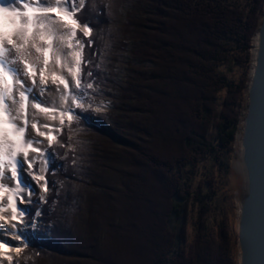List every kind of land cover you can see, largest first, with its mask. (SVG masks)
<instances>
[{
	"label": "trees",
	"instance_id": "obj_1",
	"mask_svg": "<svg viewBox=\"0 0 264 264\" xmlns=\"http://www.w3.org/2000/svg\"><path fill=\"white\" fill-rule=\"evenodd\" d=\"M121 1V35L108 47L106 0L92 10L87 0L78 13L93 29L77 32L94 41L84 50L93 73L85 80L95 86L87 97L110 106L76 109L94 121L74 120L60 136L65 146L49 149L48 197L26 217L41 211L48 237L32 238L15 264H237L222 227L199 223L186 241L180 222L190 204L202 207L215 191L192 189L184 170L231 148L247 77L229 79L223 67L249 62L264 0Z\"/></svg>",
	"mask_w": 264,
	"mask_h": 264
},
{
	"label": "snow or ice",
	"instance_id": "obj_2",
	"mask_svg": "<svg viewBox=\"0 0 264 264\" xmlns=\"http://www.w3.org/2000/svg\"><path fill=\"white\" fill-rule=\"evenodd\" d=\"M86 2L0 0V221L9 225H0V257L9 264L12 256L8 253L19 254L23 248L6 237L23 238L27 245L26 230L37 229V218L42 215L38 210L36 218L25 219L30 216L28 209L17 205V201L30 203L28 198L35 194L24 165L42 190L40 200H46L51 184L46 174L56 166L55 153L49 149L65 146L60 136L74 120L87 124L91 119L76 111L84 109L87 89L93 88L85 80V75H93L85 73L91 53L86 59L84 50L94 41L83 39L91 37L93 29L78 16ZM78 31L83 37L77 36ZM49 84L56 86L55 94ZM41 116L58 124L44 123ZM45 141L47 147H39ZM38 161L42 164L39 173L32 171ZM9 211V216L3 215Z\"/></svg>",
	"mask_w": 264,
	"mask_h": 264
},
{
	"label": "rangeland",
	"instance_id": "obj_3",
	"mask_svg": "<svg viewBox=\"0 0 264 264\" xmlns=\"http://www.w3.org/2000/svg\"><path fill=\"white\" fill-rule=\"evenodd\" d=\"M95 1L96 0H92L93 5L91 6L90 10L94 9L99 3ZM126 1H127L126 4H128L129 6H132L135 2V0L134 1L126 0ZM122 5L124 4H122L121 0L119 1L118 0H106L105 2V12H104L105 17H104L103 23L107 22L112 27L108 28L107 26H105V24L103 26L104 28L109 30L108 33L102 36V42H104L103 43L104 47L111 46L113 45V42L116 43L119 40V37L121 35L120 34L121 27L117 23V18L120 16V11H121L120 9ZM263 12H264V7H263V10L260 12L261 17H262ZM105 36L106 38L105 40H103ZM78 37H81V36L79 35ZM254 38L255 36L252 38V41H251V49H250L251 57L249 58V62L241 63L236 66L234 65L232 70L230 71H228L226 67H223L224 72L226 73L229 79H234L235 81H239L240 77H243V75L247 77V81L245 84L246 87H245V90H243L241 106H240V116L241 117H240L239 129L235 135V138H234V141L232 142L230 150H219L218 151L219 156L214 153L208 154L201 162H199V164L194 169L191 170L190 167H188V168H185L184 170L185 175H189V180L191 182L192 189L196 190L200 184L203 188V192L208 191L211 188L215 191V194H213L212 197H209V196L206 197L202 207H201L200 202L198 201L194 203L193 205L190 204L188 212L186 213L185 217L180 222L181 224L185 226L186 241H189L193 238L195 228L197 227V225H199V223L203 231L205 230L206 232L217 231L222 227L225 233L228 235V237L231 240V243L233 245L234 257H235L237 264H239V246L237 243L239 202L244 192V181H243V176H242V173L240 171V166H239L238 151H240V138H238V135L241 136V122H242V118H243L244 111H245V105L247 102L246 89H247V85L250 80V72H251L252 62H253L252 53L255 48ZM107 43L109 44L106 46ZM125 54L128 55V53H125ZM132 56H136L137 58V54L133 55V53H129L128 55L129 58L127 56L119 57L117 67L120 72L121 71L123 72L124 67H125L124 59L128 58L129 60L132 58ZM131 62L132 63L135 62V57L132 58ZM148 65L149 67L152 68L150 63H148ZM88 83H91V82H88ZM94 87L95 86H93V88ZM224 95H225V90L220 91V98L218 99V103L221 104L222 98ZM88 106L92 107L94 111L104 113L106 112L107 108L110 106V103L108 100H105L104 98H94V97L86 96L84 108H87ZM94 117L95 115H91L90 121H94ZM48 123L58 124V121H49ZM124 124L128 125V121H125ZM37 139H42V138L37 137ZM39 147L46 148L47 141L39 145ZM30 155H35V154H30ZM41 167H42V164L38 161L37 166H34L32 171L39 173ZM24 168L26 170L24 173L25 177L35 187V194L28 198L31 201L30 203L26 202L24 204H20L19 201H17V205L19 208H26L28 209V211H31L32 208L30 209V206H31L30 204L31 203L35 204L36 199L40 201V207H42V205L46 202V200L44 201L40 200V196L43 194L42 190L39 184L35 181H32L31 176L28 175L27 164L24 165ZM47 197H48V194H47ZM26 217L25 219H27ZM40 217H42V215ZM40 217L37 218L38 219L37 229L33 230L32 228H28L26 230V234L29 240L28 244L30 243L31 239L34 237H37V238H47L48 237L47 226L42 223V220ZM34 218H36V216H34ZM6 238L11 240L12 245H20L23 249H25L28 246V244L27 245L23 244L22 242L23 238L21 240L13 239L11 236L10 237L7 236ZM8 254L12 256L11 264H15L19 258L20 253L16 254L15 252H9ZM0 264H9V261L0 257Z\"/></svg>",
	"mask_w": 264,
	"mask_h": 264
},
{
	"label": "water",
	"instance_id": "obj_4",
	"mask_svg": "<svg viewBox=\"0 0 264 264\" xmlns=\"http://www.w3.org/2000/svg\"><path fill=\"white\" fill-rule=\"evenodd\" d=\"M246 105L241 122L239 165L244 192L239 202V264H264V12L255 38Z\"/></svg>",
	"mask_w": 264,
	"mask_h": 264
},
{
	"label": "bare ground",
	"instance_id": "obj_5",
	"mask_svg": "<svg viewBox=\"0 0 264 264\" xmlns=\"http://www.w3.org/2000/svg\"><path fill=\"white\" fill-rule=\"evenodd\" d=\"M254 41H255V48H254V51H253V53H252V55H254L255 54V51H256V39H254ZM31 82L29 81V84H30ZM49 87L52 89V91H53V94H55V85H51V84H49ZM51 98H52V96H48V99H50L51 100ZM34 111V110H33ZM40 119L44 122V123H48L49 122V120H46V119H44L42 116L40 117ZM33 135H35V133L33 132ZM238 138H240V136L238 135ZM238 154H240V151H238ZM240 166V165H239ZM11 186H14V182L12 183V185ZM4 203L6 204L7 203V201H6V199H5V201H4ZM3 215H5V216H9L10 215V211L9 212H6V213H3ZM0 225H3V227H5V228H7V227H9V225L8 224H4L3 223V221H0ZM18 227H20V225H18ZM10 237V236H9ZM0 251H2V250H0Z\"/></svg>",
	"mask_w": 264,
	"mask_h": 264
}]
</instances>
